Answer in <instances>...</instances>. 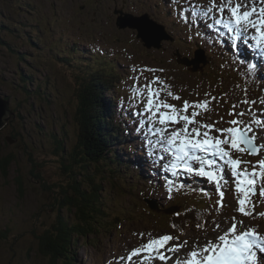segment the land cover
Wrapping results in <instances>:
<instances>
[{
	"label": "rangeland",
	"instance_id": "1",
	"mask_svg": "<svg viewBox=\"0 0 264 264\" xmlns=\"http://www.w3.org/2000/svg\"><path fill=\"white\" fill-rule=\"evenodd\" d=\"M211 3L212 0H0V24L6 26L0 31V116L5 106L15 114L13 120L7 117L0 126V156H14L7 177L2 175L0 161V264H54L50 256L39 251V237L45 230H52L60 213L70 218L72 225L80 223L85 215L84 223L89 225L81 234H75V240H79L76 245L72 243L74 260H65L66 264H128L119 258L144 243L139 233H170L181 241L187 240L179 254L184 258L195 243L202 246L208 240L215 241L231 227L232 217L243 222L237 224L239 230L255 228L264 235V217L258 215L264 212L259 187L252 197V215L245 216L237 211L239 194L229 170L225 171L228 184L223 189L222 207L217 203L220 197L215 186L205 178L183 173L173 177L163 171L148 156L143 132L138 133L134 123L139 117L132 115L134 109L127 102L132 77L139 75L132 71L133 67L163 68V73L145 71L143 76L148 80L153 75L164 78L181 99L167 97L169 89L161 98L178 108H182L184 100L208 98L205 93L217 97L211 110L198 120L212 123L223 117L216 127H229L227 121L234 118L228 115L233 104L238 105L237 112L251 108L252 115H245L244 120L264 119V105L240 103L244 99H264L260 93L264 88L258 92L264 87V58L253 56L241 44L240 55L258 65L255 76L247 74L246 67L237 63L236 50L224 34L226 30L218 25L209 28L208 24L215 21L199 15L200 6L207 8ZM122 15L140 16L137 21L147 23L152 30L147 16L153 17L165 25L171 40H164L162 47H145L136 30L118 27L116 22ZM152 30L141 33L153 38L156 32ZM100 78L109 85L98 84ZM140 83L145 80L141 78ZM79 84L85 91V100L100 94L89 110L80 107ZM94 89L99 90L93 93ZM97 107V113L90 111ZM83 122L98 134L105 156H117L125 171H110L109 168H119L116 157L117 163L112 165L105 160L100 164L82 160ZM260 127L264 129V125ZM7 135L15 138L6 139ZM256 135L257 144H264V131ZM123 137L133 143L123 141ZM241 158L249 162L247 167L251 169L264 159V149L257 155L245 153ZM75 179L81 184V198L70 187ZM168 179L176 181L171 194ZM181 182L189 188L176 190ZM262 183L258 180V185ZM200 188L210 195L201 193ZM89 190L92 196H102L109 203L108 210L120 216L121 224L109 233L102 230L99 235L97 227L90 224L95 223L89 213H96L91 208L99 201L89 198ZM69 195L73 202L79 201L76 213L66 201ZM201 203H205L204 208L175 216ZM215 223H220L221 228L213 231ZM131 264H140L139 259L134 258Z\"/></svg>",
	"mask_w": 264,
	"mask_h": 264
},
{
	"label": "snow or ice",
	"instance_id": "2",
	"mask_svg": "<svg viewBox=\"0 0 264 264\" xmlns=\"http://www.w3.org/2000/svg\"><path fill=\"white\" fill-rule=\"evenodd\" d=\"M200 7L202 10L199 15L205 20L215 21V24L209 23L208 27L218 25L226 30L224 34L228 35L233 49L236 50L237 63L246 67L247 74L255 76L258 65L254 60H246L240 55V45H245L253 56L264 58V0H220L219 3L212 0L209 7ZM217 32L220 33L219 28ZM132 71L139 75L132 77L134 83L129 85L131 96L127 102L134 109L132 115L139 117L134 123L137 125L136 131L143 132L148 156L173 177H179L183 173L191 177L205 178L215 186L220 197L217 203L221 207L225 196L223 189L228 184L225 171L229 170L234 178L235 190L239 194L237 211L251 216L250 209L254 208L252 197L256 195L258 187L260 196L264 198V183L258 185V180L264 182V159H260L249 169V162L241 157L245 153L257 155L264 149V144H257L256 135L257 131H264L260 127L264 125V119L244 120L245 115H252L251 108L237 112L238 105L233 104L228 113L234 117L227 121L229 127L218 128L216 125L223 122V117L212 123L197 119L202 113L211 110L210 105L217 97L205 93L208 98L184 100L182 108H178L167 99L161 98L164 90L169 89L166 92L167 97L181 99L170 90L171 86L164 78L153 75L148 80L143 76L145 71L163 73V68L133 67ZM141 78L145 83H140ZM240 103L264 105V99H244ZM167 184L171 194L176 181L168 179ZM184 187L185 184L181 182L176 190ZM198 190L206 196L210 195L204 188ZM258 215L264 217V212ZM238 223L243 222L232 217L231 227L222 231L215 241L208 240L202 246L195 243L184 258L179 254L188 244L187 240L181 241L179 236L170 233L157 236L139 233L144 243L132 248L126 257L119 259H126L128 264L134 258H138L140 264H154L155 261L162 264H168L169 261L172 264H264V235L259 234L255 228L241 231L237 227ZM197 227L201 225L198 224ZM220 228V223H215L213 231Z\"/></svg>",
	"mask_w": 264,
	"mask_h": 264
},
{
	"label": "trees",
	"instance_id": "3",
	"mask_svg": "<svg viewBox=\"0 0 264 264\" xmlns=\"http://www.w3.org/2000/svg\"><path fill=\"white\" fill-rule=\"evenodd\" d=\"M3 27H6V26L0 24V31ZM22 55L28 57L26 54H22ZM100 83H102L103 85L105 83H106L105 85H109V81L105 82L101 78L99 79L98 84H100ZM97 85H95V86H97ZM109 87L110 86H108V88ZM97 91H98V89H94L93 93H96ZM99 95L100 94H98V93L94 94L90 98L85 100V91H84L83 87L81 86V84H79L78 96H81V104H80L81 108L86 107L89 110L92 107H94V105H96V102L98 101ZM75 109L76 110L79 109V106L75 105ZM84 110H86V109H84ZM97 110H98V107L94 108L93 110H90V111H92L93 113L94 112L97 113ZM85 123L83 122L84 125H82V127H81V134H80V140H81V144H82L81 145L82 160H86L87 162H90L93 164L94 163L100 164V160H102V161L105 160L108 162L109 165H112V164L117 163V161L115 159V157H116L117 160L119 161V163L117 164V165H119V168H117V169L116 168H109L110 171L113 173V172L121 171L124 169L126 170V167L122 169V165H120V163H122V162L118 159L117 156L110 157V156H108V153H106V156H105L104 148H103L104 145L98 139V134L92 132V130L94 128L86 125ZM1 134H3V129H0V152L3 150L1 148V143H2ZM9 136L12 139L15 138L12 135H7L5 138L8 139ZM13 159H14V156L11 153H9L8 155H4V158H2L0 156V161L2 162L1 170H2V175L4 177H7L6 173L11 170V167H12L11 163H12ZM70 187L72 188V190H74V195H78L80 198L82 197V195L80 194V191H79V190H81V184L79 182H77V179H75L74 184H71ZM99 187L100 186H98V188ZM59 192L64 195L63 191L59 190ZM91 193H92L91 190H89V194L91 195L89 198H91V200L94 198L95 201H99V205L91 208L92 211L96 212V213H89V216H90L89 218L91 220H93L95 223V224H92L90 222V224L94 228L97 227L96 231L98 232L99 235L102 234V232H103L102 230L109 233L110 231H112L114 229L113 228L114 226L121 224V219H119L120 216L118 214H115L116 212L113 211L112 209L108 210V208L106 206L109 203L107 204L104 201L102 196H99L97 193H96V196L95 195L92 196ZM86 197H87V195L84 196V199ZM66 201L69 205L72 204V206H74L73 208L71 207V210L76 213L75 208H78L79 201L77 200L76 202H73L72 200H70V195L67 197ZM80 207L83 208L82 205H80ZM196 210H199V208H195L193 211H196ZM190 212H191L190 210H187V211L181 210L178 212V214L176 213L177 215H175V216L190 213ZM84 217H85V215L83 216L80 223L72 225V224H70L71 223L70 218H67V217H65V215H62L60 213L59 214V222L57 223V217H55L56 221L51 226L52 230L51 229L45 230V232L42 233L41 236L39 237L41 239V244L39 245V251L45 255L50 256L52 258L54 264H58V261H61L63 264H66L65 260H67V262L69 260L73 261L74 260L73 256H75V255L73 254L74 247H73L72 243H74L76 245L77 241L79 240V237L78 238L76 237V240H75V234L76 233L81 234V231H84L86 229V227L89 226V225H85Z\"/></svg>",
	"mask_w": 264,
	"mask_h": 264
},
{
	"label": "water",
	"instance_id": "4",
	"mask_svg": "<svg viewBox=\"0 0 264 264\" xmlns=\"http://www.w3.org/2000/svg\"><path fill=\"white\" fill-rule=\"evenodd\" d=\"M149 17L150 16L148 15L147 19L150 22L151 26H153V30L151 28H147V26H145V24L142 21H137V22L132 21L131 17H129V16H120L118 18V24H119L120 27L131 26V27L138 28L139 29V37L143 38V40L145 41V43H146V45L148 47H152V46L160 47L161 46V41L163 39H165V38L168 39L169 37L166 35V32H165V36H163L161 33L156 32L154 28L157 25ZM137 19L139 20L140 18H137ZM147 30L155 31L156 32L155 37L151 38L148 35H146L144 33H141V31H147ZM12 113L13 112L9 108H7L6 106L3 107L2 111H1V115L2 116H0V126L3 125L4 123H6L5 119L7 117L10 118Z\"/></svg>",
	"mask_w": 264,
	"mask_h": 264
},
{
	"label": "bare ground",
	"instance_id": "5",
	"mask_svg": "<svg viewBox=\"0 0 264 264\" xmlns=\"http://www.w3.org/2000/svg\"><path fill=\"white\" fill-rule=\"evenodd\" d=\"M155 31L156 32H158V33H160V32H166V34L167 33H169L168 31H166V27H165V25H163V24H161V23H159L158 24V26H156L155 27ZM163 36H165V34L163 35ZM205 60V59H204ZM244 78V77H243ZM264 87L262 86V88L260 89V90H258V92H260V91H262V89H263ZM260 93H262V94H264V90L262 91V92H260ZM135 152V151H134ZM185 188H189L188 186H185ZM182 199V198H181ZM150 202V201H149ZM242 217V216H241ZM243 219V218H242ZM241 219V220H242ZM244 220V219H243ZM220 222V221H219ZM222 222V221H221ZM213 234V233H212ZM189 249V248H188ZM191 249V248H190ZM186 250V249H185ZM187 253V252H186Z\"/></svg>",
	"mask_w": 264,
	"mask_h": 264
}]
</instances>
